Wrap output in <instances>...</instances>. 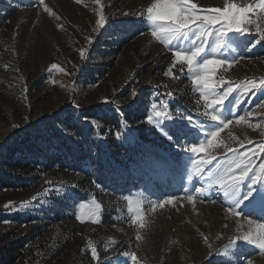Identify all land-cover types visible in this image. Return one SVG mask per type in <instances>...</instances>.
Returning a JSON list of instances; mask_svg holds the SVG:
<instances>
[{
  "label": "rangeland",
  "instance_id": "1",
  "mask_svg": "<svg viewBox=\"0 0 264 264\" xmlns=\"http://www.w3.org/2000/svg\"><path fill=\"white\" fill-rule=\"evenodd\" d=\"M152 2L100 0L97 4L96 0H45L52 10L50 15L33 0H0L6 6H14L0 26V150L26 128L49 121L68 107L81 111L106 105L122 112L121 108L126 106L140 111L133 120L125 118L116 126V131L122 127L118 138L128 141L133 155L126 164L112 162L115 169L112 187H100L110 206L106 209V219L101 218V206L96 221L101 222L100 225H94L85 217L84 222L79 223L78 237H72L71 241L66 239L69 224L63 220L45 217L47 222L31 223L25 231L37 229L39 233L32 241L35 245L31 264H45L43 258L50 259V251L57 248L63 252L52 264H134L133 252L139 264H264V253L240 240L236 243L241 246L233 249L230 256L223 254L230 239L237 235L238 222L244 226L240 229L242 232L247 229L249 219L264 223V213L253 210L245 202L241 216L228 215L226 198L218 185L209 189L205 199L195 198V188L206 186L208 171L227 168L229 162L237 159V153L258 152L264 142L261 128L264 108L260 107L264 104V87H259L264 81V41L256 43L259 33L256 24H251L249 32L240 38L238 51L225 47L217 56L236 61L230 67L225 65L216 70L214 79L222 75L225 81L220 91L226 90L229 83L235 87L243 81L256 80V89L247 95H241L242 90L238 89L225 101L227 104L239 97L241 102L234 108L235 118L249 112L252 115L246 116V121L240 124L233 119L220 133L219 147L209 148L194 157L187 151L191 138L188 141L181 138L177 143L175 138L169 140L159 128L147 122L152 104L156 103L159 108L160 101L164 100L174 116L179 109L192 117L194 123L189 127H195L196 123L211 126L212 123L201 115L203 101L197 103L199 92L187 75V66L183 71L180 64L173 66L172 50L151 36L150 25L141 13ZM226 2L242 5L252 4L254 0H191L201 10V15L207 14L204 10L222 8ZM101 15L105 24L97 28L96 21ZM257 22L264 24V21ZM89 38L92 43L88 42ZM81 50H84L83 57ZM53 63L58 65L57 69H51ZM169 68L172 75L166 77L164 72ZM168 91L173 93L171 98L167 96ZM167 123L170 122H164ZM224 145H229L233 151L228 152ZM211 156L215 159L206 166L204 174H195L192 159L202 161ZM252 160L259 171L264 153L252 156ZM190 174L192 181L188 179ZM118 180L123 189L115 191ZM247 183L245 181V185ZM70 187L65 183L57 185L56 180L42 175L27 189L0 191V213L28 208L40 214L39 210L49 204L48 199H57L71 205L77 215L80 204L91 207L93 199L98 203L90 194L85 200L78 198ZM186 188L194 196L193 201L187 199ZM246 190L242 186V191ZM127 196L133 198L134 206L135 202H142V220L135 224L132 222L135 213L128 212ZM169 199L172 204L159 206ZM141 222L145 224L143 229L139 228ZM6 232L5 225H1L0 248L7 245ZM137 234L141 235V240L136 239ZM204 237L208 238V243ZM93 247L97 260L88 256Z\"/></svg>",
  "mask_w": 264,
  "mask_h": 264
},
{
  "label": "snow or ice",
  "instance_id": "2",
  "mask_svg": "<svg viewBox=\"0 0 264 264\" xmlns=\"http://www.w3.org/2000/svg\"><path fill=\"white\" fill-rule=\"evenodd\" d=\"M34 4L42 6L43 11L53 14L51 8L45 4V0H33ZM79 2V0H77ZM99 4L100 0H96ZM200 9L191 0H153V2L144 9L141 15L146 16V21L151 28V36L169 48L173 53V66L180 64L181 71L184 66H187V75L191 78L192 85L199 92L197 103L203 101L204 111L201 113L206 120L212 122L211 126H205L202 123H196L190 115H185L179 109L176 110L174 116L169 111L167 101H160L161 107L158 108L156 103H153L152 112L147 116V122L150 125H155L169 139L178 143L181 138L186 141L191 138L190 147L187 151L195 157L196 154L205 152L209 148L219 147L217 143L220 133L229 127L235 119L236 124L246 121V116H251L252 113H246V116L235 118L234 108L241 102L239 97L234 101H229L228 97L236 90L240 89L241 95L258 87L256 80L243 81L236 84L235 87L231 83L224 91H220L221 85L225 83L223 76L220 79H214L216 70L225 65L231 66L235 63V59L228 61L227 59H219L222 50L229 47L236 52L241 47V39L245 33L249 32V25L256 24V31L259 33V39L256 43L264 41V24L257 21H264V0H254L252 4L238 5L235 2H226L222 8H213L204 10L207 14H199ZM127 15V13H124ZM253 17H257L254 19ZM57 19H59L57 17ZM105 24L103 15L96 21L97 28H102ZM233 35H229V34ZM234 36L236 38H234ZM92 43L91 38L88 40ZM246 47V42L244 44ZM80 56H84V50L80 51ZM58 65L53 63L51 69H57ZM225 70H227L225 68ZM164 75L171 76L172 68L164 72ZM259 87H264V81H261ZM173 93L167 92V96L171 98ZM135 96V92H133ZM107 102V101H106ZM264 108V104L260 105ZM170 122L166 125L164 122ZM252 126L251 124L249 125ZM15 127V125H14ZM264 129V125H261ZM201 133L203 138H201ZM264 134V132H262ZM119 133L117 136L119 137ZM231 136V133H229ZM235 139V137H233ZM181 147H184L183 145ZM228 152L233 149L229 145H224ZM264 153V142L259 145V151L253 150L252 153H244L243 155L236 154L237 159L229 162L227 168L208 171L206 174V186L195 188V198L205 199L209 189L214 185H218L226 198V213L232 217H239L242 214L241 208L247 202L253 210L259 209L264 213V163L258 165L259 171H256L253 165L252 156ZM204 158L202 161L196 158L192 159V165L197 175H203L204 170L211 160ZM234 166V167H233ZM237 172L239 174H237ZM251 173V176L249 175ZM189 181L193 180V175H189ZM245 181L248 183L245 185ZM242 186L246 187V191H242ZM97 188L101 186L96 185ZM58 191V190H57ZM187 199L193 201L194 196L189 189H184ZM128 202V212L135 213L133 223L142 220L140 212L142 210V202H135L131 196L125 197ZM215 202V201H211ZM164 203L172 204V199L166 202H160L159 206L163 207ZM91 207L87 204L79 205V213L76 219L84 222L87 217L92 222H96L101 211V205L94 199L90 201ZM156 205H153L155 207ZM247 229L240 231L244 226L238 222L237 235H234L225 246L224 255L230 256L232 250L240 247L236 243L237 240L243 241L246 244L254 245L264 253V223H257L254 220H247ZM144 223H139V228L143 229ZM227 227V225H225ZM137 240H141V235L137 234ZM205 243H208V238L204 237ZM91 243V242H89ZM114 243V242H113ZM211 248V245H209ZM92 258L98 259L96 248H92ZM131 260L134 264H139L137 254L131 253Z\"/></svg>",
  "mask_w": 264,
  "mask_h": 264
},
{
  "label": "trees",
  "instance_id": "3",
  "mask_svg": "<svg viewBox=\"0 0 264 264\" xmlns=\"http://www.w3.org/2000/svg\"><path fill=\"white\" fill-rule=\"evenodd\" d=\"M13 9L14 6L0 3V26L7 18L8 11ZM121 111L106 105L81 111L68 107L53 119L26 128L0 150V191L27 189L34 180L47 175L56 180L57 185L69 184L82 200L88 194L96 198L103 207L101 218L105 220L106 209L110 206L105 201V193L96 185H103V189L112 187V174L115 172L112 162L123 165L133 155L128 141L117 136L122 132V127L116 131V126L120 120H133L140 113L138 109L133 111L126 106ZM97 121L99 124L94 125L93 122ZM119 181L115 182V191L123 189ZM48 201L47 207L39 210L40 214H34L28 208L20 212L5 210L0 213V226L5 225L7 229L4 236L7 245L0 248V264H31L35 245L32 241L39 234L37 229L25 231L31 223L47 222L46 218L49 217L53 221L63 220L69 224L67 241L78 237L80 221L76 219L72 206L57 199ZM100 223L94 222V225ZM62 252L58 248L50 251L51 258H43L45 264H52Z\"/></svg>",
  "mask_w": 264,
  "mask_h": 264
}]
</instances>
